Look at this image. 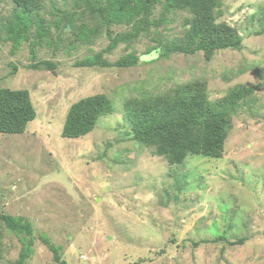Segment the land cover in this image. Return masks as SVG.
<instances>
[{
	"label": "rangeland",
	"instance_id": "374dc122",
	"mask_svg": "<svg viewBox=\"0 0 264 264\" xmlns=\"http://www.w3.org/2000/svg\"><path fill=\"white\" fill-rule=\"evenodd\" d=\"M164 4L149 15L157 25L107 49L106 26L83 11L84 0H42L25 26L27 39L13 48L3 26L16 24L20 11L0 0V87L27 88L36 113L22 133H0V213L32 224L25 264H264V33H256L264 0H218L216 22L234 26L242 46L210 59L186 45L192 16L164 12ZM70 14L72 25L63 29ZM126 21L123 13L112 22V35L128 30ZM38 23L48 35L40 37ZM161 43L170 47L166 56ZM100 51L109 61L141 57L126 67L76 64ZM38 60L56 67H29ZM192 78L206 80L211 99L235 85L254 91L232 115L221 157L189 154L170 164L138 147L122 103ZM95 93L109 96L116 111L84 135L63 136L69 106ZM41 233L59 247L58 261ZM20 246L1 222L0 264L13 263Z\"/></svg>",
	"mask_w": 264,
	"mask_h": 264
},
{
	"label": "trees",
	"instance_id": "16d2710c",
	"mask_svg": "<svg viewBox=\"0 0 264 264\" xmlns=\"http://www.w3.org/2000/svg\"><path fill=\"white\" fill-rule=\"evenodd\" d=\"M12 1L19 8L21 17L15 13L18 22L13 24L9 21L10 24L3 27L7 26L9 34L7 33L6 39L12 41L14 48L22 39H27L25 26L30 20V14L37 12L41 6L42 0ZM158 2L165 3L164 12L186 10L192 16L191 24L187 28L186 45L190 47L193 43V50L201 51L206 59H210L219 49L241 48L242 37L236 28L226 22H216L214 8L218 0H84L83 11L89 13L90 17L99 14L110 38L109 49L118 42L129 43L141 32L149 31L151 25H157L149 20V15ZM123 13L126 14V25L129 29L112 35L108 27L112 22L121 21ZM71 15H67L69 17H66L60 27L64 29L72 25ZM161 17L162 15L159 18ZM22 18L27 19L25 24H22ZM40 23V37L43 34L48 35V29ZM81 27L82 32L84 26ZM92 30L97 32L95 28ZM80 31L79 34L75 31L73 33L76 37H82ZM256 33H264V26ZM182 50L188 51L185 46H179V51ZM159 51L160 55L166 56L170 47L161 43ZM101 52L92 53L76 64L83 67H126L135 64L141 57L128 53L115 61H109ZM149 53V56L153 55L152 51ZM15 67L13 65V71ZM29 67L54 70L56 64L51 60H38ZM259 77L264 85V73L259 74ZM253 91L252 86L235 85L218 98L211 99L206 80L192 78L158 92L145 91L139 96L127 97L122 103V111L139 148H149L152 155L162 157L170 164H180L189 154L221 157L231 128L232 115L237 113ZM114 111V102L105 94L95 93L80 97L69 106L61 134L65 137L84 135L94 128L100 116ZM35 115L27 88L0 87V133H22ZM0 221L18 236L21 243L18 257L11 264H25V258L33 252L31 222L23 216L3 213H0ZM39 237L53 251L55 261H58L59 247L50 243L44 233L39 234ZM219 239L223 237L213 238ZM243 240L244 238L239 239L240 242Z\"/></svg>",
	"mask_w": 264,
	"mask_h": 264
}]
</instances>
